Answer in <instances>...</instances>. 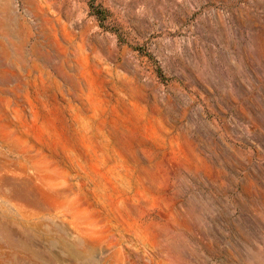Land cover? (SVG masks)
<instances>
[{
	"label": "rangeland",
	"instance_id": "obj_1",
	"mask_svg": "<svg viewBox=\"0 0 264 264\" xmlns=\"http://www.w3.org/2000/svg\"><path fill=\"white\" fill-rule=\"evenodd\" d=\"M0 264H264V0H0Z\"/></svg>",
	"mask_w": 264,
	"mask_h": 264
}]
</instances>
